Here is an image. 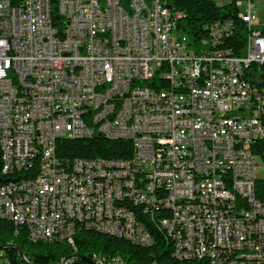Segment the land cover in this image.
I'll return each mask as SVG.
<instances>
[{"label":"built area","instance_id":"2783aa9c","mask_svg":"<svg viewBox=\"0 0 264 264\" xmlns=\"http://www.w3.org/2000/svg\"><path fill=\"white\" fill-rule=\"evenodd\" d=\"M212 1L231 14L190 42L169 0H0V219L141 248L168 228L172 258L264 264V29L255 0ZM94 135L130 156L56 155Z\"/></svg>","mask_w":264,"mask_h":264},{"label":"trees","instance_id":"16d2710c","mask_svg":"<svg viewBox=\"0 0 264 264\" xmlns=\"http://www.w3.org/2000/svg\"><path fill=\"white\" fill-rule=\"evenodd\" d=\"M55 0H50L51 14ZM169 5L184 11L178 21L177 31L185 35L190 42L198 40L206 33L204 25L210 21L219 23L221 19L228 18L231 14L223 7H218L212 0H169ZM131 143L120 139H107L94 135L85 139L61 138L56 141L55 152L60 158H126L131 154ZM24 176L23 174H21ZM15 173H4L0 164V185L12 180ZM159 224V217L150 219V225ZM149 234H153V227H145ZM163 230L154 234L151 241L143 248L133 245L121 238L106 235L101 230H85L75 226L73 235L64 240L54 237L32 241L23 228L14 229L12 222L0 219V250L9 264H59L60 260L68 255L77 254L68 264H87V256L93 252L98 255V260L115 262L121 257L126 264H208L206 260L191 257L170 255V234L164 236ZM18 252H21L22 259Z\"/></svg>","mask_w":264,"mask_h":264},{"label":"bare ground","instance_id":"6f19581e","mask_svg":"<svg viewBox=\"0 0 264 264\" xmlns=\"http://www.w3.org/2000/svg\"><path fill=\"white\" fill-rule=\"evenodd\" d=\"M220 24H221V22H219V23H212V26H220ZM153 218H154V217H150L151 220H153ZM167 229H168V228H167ZM74 231H75V226H70V227H69V232H66V233L63 234L62 236H56V237H54V236H45V239H48V238H51V237H54V238L59 239V240L68 239V238H70V237L73 235ZM101 231H102V232H105V230H101ZM145 234H149V231H148L146 228H145ZM163 234H164L165 237L168 236V234H169V229H168V232H166V233H165V231L163 230ZM28 237H29V239H31L32 241H36V240H44V239H39V238H33V236H30V234H28ZM150 242H151V241H146L145 246L148 245ZM179 257H180V256H179ZM153 264H155V263L153 262Z\"/></svg>","mask_w":264,"mask_h":264},{"label":"rangeland","instance_id":"374dc122","mask_svg":"<svg viewBox=\"0 0 264 264\" xmlns=\"http://www.w3.org/2000/svg\"><path fill=\"white\" fill-rule=\"evenodd\" d=\"M254 2L258 7V14H259L257 27L264 29V0H255ZM0 264H9L8 261L3 257L2 250H0ZM87 264H91V263L88 262Z\"/></svg>","mask_w":264,"mask_h":264},{"label":"water","instance_id":"95a60500","mask_svg":"<svg viewBox=\"0 0 264 264\" xmlns=\"http://www.w3.org/2000/svg\"><path fill=\"white\" fill-rule=\"evenodd\" d=\"M3 247H4V246H0V249L3 248ZM18 253H19V255L22 257L21 252H18ZM76 257H78L77 254H71V255H68V256L64 257L63 259H64V261H66V260H68V259H72V258H76ZM22 259L26 262V260H25L24 257H22ZM87 261H88L89 263L93 264V262H92L91 260H89L88 258H87Z\"/></svg>","mask_w":264,"mask_h":264}]
</instances>
